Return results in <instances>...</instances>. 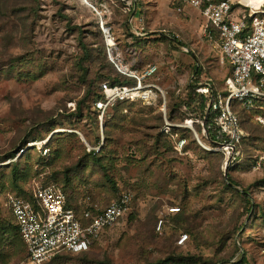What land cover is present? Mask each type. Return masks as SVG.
I'll return each instance as SVG.
<instances>
[{
	"label": "rangeland",
	"instance_id": "1",
	"mask_svg": "<svg viewBox=\"0 0 264 264\" xmlns=\"http://www.w3.org/2000/svg\"><path fill=\"white\" fill-rule=\"evenodd\" d=\"M98 1L0 0V165L26 141L51 138L53 171L61 181L70 180L75 199L94 186L111 192L110 179L134 199L131 212L88 255H62L51 264H234L245 254L248 263L264 264V173L250 165L264 153L263 129L244 125L241 160L225 172L222 158L196 141L186 154L172 149L160 134L162 103L114 109L102 122L92 111L97 86L88 96L90 82L113 79L102 62L103 21L95 9L117 38L115 53L128 69L144 71L157 63L169 97L207 81L214 92L223 91L229 66L207 39L201 13L188 7L178 14L165 1L141 0L145 35L137 37L117 0ZM165 29L183 42H174ZM136 39L142 43H137L140 70L127 63L126 49ZM78 106L82 115L76 114ZM99 137L104 153L97 161L87 149ZM34 152L22 159L20 171L32 172ZM2 168L0 184L10 190L11 165ZM8 194L16 193L0 194V224L9 228L15 222L3 204ZM172 207L181 209L178 215L168 213ZM162 218L166 225L158 230ZM180 235H189L185 246L178 245ZM22 258L21 237L0 231V264H19Z\"/></svg>",
	"mask_w": 264,
	"mask_h": 264
},
{
	"label": "built area",
	"instance_id": "2",
	"mask_svg": "<svg viewBox=\"0 0 264 264\" xmlns=\"http://www.w3.org/2000/svg\"><path fill=\"white\" fill-rule=\"evenodd\" d=\"M85 1L88 0H71ZM126 11L137 6V0H122ZM165 1L169 5L177 2L184 8L175 11L180 14L186 8L198 10L205 20V35L220 49L223 59L229 66L223 91L214 92L207 81L199 85L196 92L208 100L207 108L197 115L187 103L181 110L187 113L181 123H171L167 119V98L162 85L158 66L152 65L144 71H131L120 54H116V41L110 28L101 22L110 61L118 71L136 80L135 86H107L102 90L103 99L94 103L103 122L105 114L118 103H142L153 106L162 103L165 128L189 130L201 148L219 153L224 157L223 171L235 167L241 160V147L246 134L241 127L240 113L253 116V122L264 128V0H149ZM94 8V7H93ZM101 15V13L95 9ZM140 13L130 18L137 37L145 35ZM212 28L213 30H210ZM199 130L201 133H199ZM175 135L173 139H177ZM47 141L28 143L24 151L36 148L43 156L49 154L45 149ZM188 141L181 139L175 143V151L182 154ZM101 147L95 148L97 152ZM15 161V160H14ZM13 162V161H10ZM8 162V163H10ZM251 168L259 174L264 173V153L251 158ZM32 201L17 194H8L4 207L12 215L28 252V259L20 264H51L65 254L80 255L88 252L103 235L120 223L130 212L133 195L122 183L118 184L120 198L97 216L91 217L85 226L69 207L68 199L58 182L41 174L28 185ZM180 209L172 207L168 213L176 214ZM86 217H90L87 214ZM160 219L158 230L163 227ZM188 235H180L178 245L185 246ZM264 249V247H263ZM250 264V263H248Z\"/></svg>",
	"mask_w": 264,
	"mask_h": 264
},
{
	"label": "trees",
	"instance_id": "3",
	"mask_svg": "<svg viewBox=\"0 0 264 264\" xmlns=\"http://www.w3.org/2000/svg\"><path fill=\"white\" fill-rule=\"evenodd\" d=\"M36 1H39V0H36ZM66 1L79 2V1H71V0H66ZM89 1L92 2L93 4H96V5H98V3H100L98 0H88V2ZM116 2H117V4H119L121 6V8L123 10V13H124V15H125V17L127 19V22H129L131 14L133 13V8L131 9L130 12L125 11V8H126L125 7V3L122 0H117ZM140 6H141V0H137V13L142 14V11L140 10ZM171 6L174 7V9L176 10L178 8H184L185 5L182 4L181 2H177V3H175L174 5H171ZM96 15L100 19V21L104 22V16H99L97 12H96ZM105 24L107 26V23H105ZM99 25H100V23H99ZM100 29H101V27H100ZM210 30H213V29L210 28ZM163 32L164 33H168L169 38L171 37V39L174 42H176V43L177 42H181V41L183 42V39H180V36H179V38L176 37L177 33L173 32V31H171L169 29H165ZM102 36H103V52L101 51V53L103 55L102 62L107 64L106 68H108V70L110 72L109 76L111 78H113V79H112V82L106 81V82H103V83L101 82V83L96 84L97 80L99 78L98 77L93 82H90V89H89V92H88V96H90L93 93L94 90L96 91V86L98 88V91L94 95L95 98L93 100V106H92V111L97 116V120L98 121L100 120V118H99L100 117V112L95 109L94 103L96 101L100 100V99H103L102 90H103V87L105 85L112 86V87L113 86H135L136 83H137L136 80H134V79H132L130 77L124 76L121 73L117 72L115 65L107 57L106 40H105L104 35H102ZM114 37H115V35H114ZM169 38H167V40ZM207 39L211 43H214L208 37H207ZM116 40H117V38L115 37V41ZM140 42H141L140 39H136V43L133 42V44L128 45V47L126 49V52L130 53V55H131L129 57V60H127V63H129V65L132 68H135V69H138V70H140L139 68L144 65V62H143L142 57H141L142 53L140 52V50H138L139 46H137V43H139V45H142V43H140ZM116 44H117V41H116ZM183 46L186 47L185 44ZM152 65H156L157 66L158 64L155 63V64H152ZM87 74H91V71H85V75H87ZM197 74H198V76L203 75L204 74L203 69L198 70ZM181 92L182 91L175 92L172 95V97L170 96V97L167 98V110H168L167 119L171 123H181L182 120L187 115V113H184L181 110V108H182V104L181 103L182 102L188 101L189 105L191 107H193V109L198 110V113H197L198 116L201 115V113L204 111L205 108H207V105H208V100L206 99V97L203 96V95L198 94L196 91H193L190 87H188V90L184 91V93L182 95H180ZM136 106H143V104H141V103H126V102L118 103L108 113L105 114V117H106L107 114H109L114 109L118 110V109L123 108V107H136ZM75 111H76V114L82 115V113H83L81 106H78V108H76ZM239 115H240V118H241V127H242L243 130H244V125L247 124V123L253 124V126H258L256 128H261V129L264 130L263 127L259 126L257 123H255V122L251 121L250 119H248V117L246 116L247 115L246 112L243 111ZM160 117L162 118L161 115H160ZM164 128H165V122H164V119H163L162 123H161L160 134H161L162 137L165 138L167 143L172 146V149L174 151H175L174 145H175L176 142H178L181 139H186L187 135L190 136L189 137V138H191L190 143L189 144L187 143L186 145H184L183 149H182V153L183 154L188 153V151L190 150L191 144H194L195 141H196L194 136H193V134L189 130H186V129L171 128L169 134L167 135V134L164 133V130H163ZM244 132H245V130H244ZM175 135H178L177 139H173V137ZM246 137H247V135L245 136V138L243 139V142H242V148L243 149H244V146L246 144L245 143ZM99 138H98L97 142H91V147H92L91 150L87 149V152L89 154H91L94 157L93 159H96L97 161H98V159L103 158V153H104V145L101 146L102 145L101 138L100 139ZM44 140L45 139H40V142L44 141ZM50 140H51V138L47 140V143L45 145V149L49 150L48 156H43L42 153H40L38 150H37V152L36 151L34 152L32 149H30V150L24 151L23 154L19 158H17V156L20 153V151L25 150V148L27 147L28 143L35 142V140H32V141L28 140L25 143H23L21 146H19L18 149L16 150V152H12L7 157L8 159H10L8 162L13 161V162H10L9 165H11V168H12V172L11 173L13 174V178H15V181L11 184L12 187L9 188L10 190L5 189V187H6L5 184L1 183L0 184V194L1 193L2 194L3 193H7L9 191L10 192L14 191L18 196L32 201L31 191H30L28 185L34 179L38 178L41 174L46 173L47 177H49L50 179L55 180L56 182H58V184L60 185L61 189L63 190L64 194L66 195V197L68 199L69 207L74 209V212H75L77 218L85 226H87L91 222V217L97 216L98 214L103 212L107 207H109L114 201H116V200H118L120 198V190L118 188V184H119L120 181L117 180V181L114 182L113 180L110 179L109 182H111L112 191L110 192V190H109V193H103L101 189H99L96 186H94L93 190H90L89 192H86L85 194H82V193L78 192V194H77L78 200L75 199L73 191L69 188L71 186L70 185V180L66 178L67 180H65L64 182L61 181L60 180V176L61 175H58L57 172L53 171V166L52 165L54 164V159L52 158V155H50V153L52 152V150L50 148L51 147L50 146ZM98 146L101 147L99 152H97L95 150V148L98 147ZM34 149H36V148H34ZM32 152H34L38 156V160L36 161L34 167L31 168L32 172L29 173V172L24 171V170L20 171V169L22 167L21 166L22 165L21 164L22 159L25 156L31 155ZM175 152H177V151H175ZM210 153L214 154V155H218V156H220L222 158L221 159L222 160L221 164H222V167H223V165H224V157H223V155H221L219 153H214V152H210ZM0 168H1L0 169V174H3L4 173V171H3L4 168H2V167H0ZM234 168H236V166L235 167H230L228 170L232 171ZM18 172L19 173L21 172V173L25 174V176L21 177ZM133 201H134V199L132 200V202L130 204L131 209H132V206H133ZM180 211H181V209H180ZM87 214H90V217H86ZM174 215H178V213L174 214ZM12 222H13V220H12ZM165 222H166V220L163 222V226L164 227L166 225ZM157 224H158V221H157ZM13 225H14L13 227H9L8 228L6 223H3V224L1 223L0 224V231L4 232V230L5 231L7 230L9 233L10 232L12 233L14 231L15 232V236L19 235L21 237L17 225L14 224V223H13ZM188 237H189V235H188ZM21 241L23 243V258L19 262V264L21 262L27 260L28 257H29L27 249L25 247V244H24L22 238H21ZM96 244H94V245H96ZM262 246L264 247V243H263ZM92 247H91V249H92ZM178 248H180V247H178ZM91 249L88 252L80 254V255H71V254H65V255H71V256H82V255H84L85 256V255H88L90 253ZM248 262L249 261H248V259L246 257V254H245L240 259V261H238V263H234V264H248ZM231 264H233V263H231Z\"/></svg>",
	"mask_w": 264,
	"mask_h": 264
},
{
	"label": "water",
	"instance_id": "4",
	"mask_svg": "<svg viewBox=\"0 0 264 264\" xmlns=\"http://www.w3.org/2000/svg\"><path fill=\"white\" fill-rule=\"evenodd\" d=\"M136 10H137V6H135L134 7V11H133V13H132V16H131V18H133L134 16H135V14H136ZM188 51V50H187ZM9 164V163H8ZM8 164H2V165H0V167H3V166H6V165H8Z\"/></svg>",
	"mask_w": 264,
	"mask_h": 264
}]
</instances>
